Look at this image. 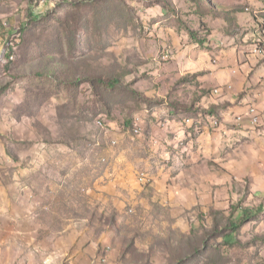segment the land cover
I'll list each match as a JSON object with an SVG mask.
<instances>
[{
	"label": "rangeland",
	"instance_id": "rangeland-1",
	"mask_svg": "<svg viewBox=\"0 0 264 264\" xmlns=\"http://www.w3.org/2000/svg\"><path fill=\"white\" fill-rule=\"evenodd\" d=\"M240 11L264 26V0H0V264H264V222L220 255L224 216L173 228L133 164L139 116L192 95L163 32Z\"/></svg>",
	"mask_w": 264,
	"mask_h": 264
},
{
	"label": "crops",
	"instance_id": "crops-1",
	"mask_svg": "<svg viewBox=\"0 0 264 264\" xmlns=\"http://www.w3.org/2000/svg\"><path fill=\"white\" fill-rule=\"evenodd\" d=\"M244 15L232 19L235 31L228 20L200 18L205 31L163 32L172 69L190 75L192 95L174 97L176 110L139 116L143 134L133 163L147 177V198L172 207L173 228L188 233L199 217L212 224L215 214L224 216L220 255L233 253L244 225L264 222V61L255 51L254 17ZM250 107L257 125L250 123Z\"/></svg>",
	"mask_w": 264,
	"mask_h": 264
},
{
	"label": "bare ground",
	"instance_id": "bare-ground-1",
	"mask_svg": "<svg viewBox=\"0 0 264 264\" xmlns=\"http://www.w3.org/2000/svg\"><path fill=\"white\" fill-rule=\"evenodd\" d=\"M258 36H259V38H261V43H259V44H257L256 45V52H258L261 56H262V58H263V61H264V46H263V42H264V28H263V30H262V32L261 31H259L258 32ZM12 44H14V43H9L8 45H12ZM261 44H262V46H261ZM14 56V55H13ZM13 56H11L10 57V59H13ZM215 92H217V90H215ZM251 114H256V117L257 118H259V115H258V112H257V110L254 108V107H250L249 108V115L251 116ZM237 119H239V117L237 118ZM100 123V122H99ZM217 122L215 121V124H216ZM258 124V123H257ZM257 124H252V125H257ZM139 128H137V131L139 132Z\"/></svg>",
	"mask_w": 264,
	"mask_h": 264
},
{
	"label": "trees",
	"instance_id": "trees-1",
	"mask_svg": "<svg viewBox=\"0 0 264 264\" xmlns=\"http://www.w3.org/2000/svg\"><path fill=\"white\" fill-rule=\"evenodd\" d=\"M212 10V9H211ZM211 10H209V12L208 13H210V14H212L213 12L211 11ZM263 28H264V26L262 27V28H260V29H258V31H256V33L254 34V39H255V43H256V45L257 44H259V43H261V38H259V36H258V32L259 31H261L262 32V30H263ZM17 34V33H16ZM17 36H19L18 34H17ZM17 38V40H15V41H10L9 43H14V44H12V45H9L10 47V49H9V51H6L5 52V56L6 57H8V59L11 57V56H13L14 55V52H15V44H17L18 42V40L20 41L21 39H20V36H19V38L18 37H16ZM13 58H14V56H13ZM142 183V182H141Z\"/></svg>",
	"mask_w": 264,
	"mask_h": 264
},
{
	"label": "built area",
	"instance_id": "built-area-1",
	"mask_svg": "<svg viewBox=\"0 0 264 264\" xmlns=\"http://www.w3.org/2000/svg\"><path fill=\"white\" fill-rule=\"evenodd\" d=\"M259 118H257L256 117V114H251V116H250V123L251 124H257V123H259Z\"/></svg>",
	"mask_w": 264,
	"mask_h": 264
}]
</instances>
